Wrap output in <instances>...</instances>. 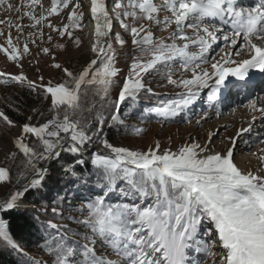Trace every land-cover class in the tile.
Listing matches in <instances>:
<instances>
[{
  "label": "snow or ice",
  "instance_id": "6c2138e0",
  "mask_svg": "<svg viewBox=\"0 0 264 264\" xmlns=\"http://www.w3.org/2000/svg\"><path fill=\"white\" fill-rule=\"evenodd\" d=\"M70 3L71 0H50V6L45 7L41 0H28L31 10H26L23 0L19 7L9 4L6 10L21 13V19L31 21L27 27L37 31L29 33L23 42L21 25H16L15 39L11 31L7 35L0 31L4 40L0 54L22 68L21 60L31 55L29 42L42 40L44 27L61 38L67 37L80 48L82 38L75 35V30H83L85 12L78 11L82 8L80 3L72 7L66 23L61 20L62 27L54 26L49 20L68 9ZM3 5L5 0H0V6ZM162 11L169 14L163 20L159 19ZM88 13L94 22L88 48L92 58L79 73L56 62L54 56L50 66L63 73L55 83L52 80L43 83V76L39 77L41 83H37L23 72H0V83L10 80L50 99L49 107L54 113L46 122L24 123L20 126L21 135L14 139V148L24 157L20 166L25 170L18 174L17 183L21 178L27 182L0 199V247L23 253L2 214L19 208L30 190L43 188L49 168L39 167L41 162L50 164L59 160L62 153H68L74 160L64 167L65 176L85 186L88 195L74 197L81 200L80 207L75 209L79 217H67L69 224L39 222L47 234L37 247L49 260L33 258L28 264H207L209 258L212 264H264V148L259 149V155L253 153L260 162L255 172H244L235 162L238 143L250 148L252 141L245 134L257 120L264 123V106L258 105L264 96L249 101L245 106L250 114L248 127L241 126L234 136L221 140L223 147L219 151L213 143L215 134L211 132L206 134L204 142L190 136L189 141L175 150L161 149L159 141L146 151L115 146L100 135L105 122L102 112L95 114L99 127L92 135L85 131L89 125L82 119L83 112H93L96 105L85 108L81 103L91 90L103 102L101 108L114 105L109 126L123 125L121 107L129 100L137 102L142 93L151 94L149 84L154 81L148 77L160 76L181 91L175 98H161L145 108L138 114L142 123L153 118L168 123L182 114L187 118V111L204 89H210L207 100L214 104L221 88L233 86L231 82L225 84L229 77L245 81L250 70L264 73V0L251 7L239 0H163L161 5L154 0H113L111 11L107 0H89ZM7 23L11 29L12 21ZM117 24L122 31L116 30ZM160 25L164 30L175 26L167 37L171 43L154 38L151 29ZM189 29L191 34H187ZM125 34L130 37L134 55L113 102L109 96L119 72L115 66V46L121 50L127 47ZM221 40L224 47L219 49L220 58L210 59L213 46ZM240 40L242 43L238 44ZM48 41H52L51 35ZM192 46L195 51L191 50ZM56 47L67 51L66 44ZM42 52L51 55L48 47ZM177 68L182 75L174 79ZM188 73L190 78H186ZM216 111L219 116V109ZM39 115L43 116V112ZM208 118L201 114L196 124ZM28 119L31 121L32 117ZM0 121L10 128L17 126L3 111ZM125 131L138 136L143 129L125 125ZM26 137L35 138L31 146ZM258 143L264 144V138ZM93 144L107 151L91 152L86 161L83 155ZM16 156L17 152H11L6 159L15 161ZM89 164L95 170L92 174L84 176L77 170V166L87 168ZM27 172H31L30 179ZM93 175L98 177L95 187L99 192L89 186ZM4 183H12L9 167H0V184ZM118 188L121 202H108ZM125 199L131 202H122ZM63 212L59 206L52 208L54 217L63 219ZM72 223L85 231L71 228ZM70 236H80L85 243L70 240ZM97 242L104 252H96ZM193 252L199 260L190 259Z\"/></svg>",
  "mask_w": 264,
  "mask_h": 264
},
{
  "label": "rangeland",
  "instance_id": "374dc122",
  "mask_svg": "<svg viewBox=\"0 0 264 264\" xmlns=\"http://www.w3.org/2000/svg\"><path fill=\"white\" fill-rule=\"evenodd\" d=\"M22 0H5V5L0 6V21H4V23H0V31H2L5 35L11 31V35L15 39L18 35L16 31V25H21L24 27V33L20 37L21 42L28 37V34L31 32H36L37 29H33L27 27L31 23L27 18L21 19V13H17L15 11L6 10L8 5H15L19 7L21 5ZM26 10H31L28 8V0H23ZM157 5H161L163 0H154ZM239 2L245 6H254L258 0H239ZM41 3L45 7L50 6V0H41ZM80 3L82 5L81 9L78 11H84L85 17L83 20V30L76 32V36L82 38V46L80 48H76L74 46V50L68 48L70 45H74L68 38H61L56 32H53L50 28H43V38L36 39L35 44L29 42V49L31 55L23 58L21 63L23 65L22 68L16 67L14 64L6 61L5 57L0 54V72H5L9 74H20L23 72L26 74L27 78L32 81H36L37 83H41L39 80L40 76H43V82H48L49 80L53 81L54 76L57 71H53L50 69V65L52 63V57L56 58V62L63 64L68 67L70 71L74 73H79L82 70V67L90 61L92 58V54L88 51L90 46V38L91 33L94 31V22L90 18V14L88 13L89 9V0H71L70 6L68 9L64 10L59 16L50 17L49 20L54 26L62 27L61 20L63 23L67 22V15L72 10V7L76 4ZM107 5L109 10L111 11L113 6V0H107ZM40 7L36 6V12L39 14ZM89 15V16H88ZM165 15H169L168 13L162 11L159 13V19L163 20ZM12 21V28L9 29L8 21ZM129 22V21H126ZM147 24L148 22H144ZM91 24L92 31L88 32V25ZM39 27V26H38ZM174 25L164 30L163 25L153 26L152 31L154 33V38L164 39L165 42L171 43L170 40H167L169 33L174 29ZM117 31H122L119 29V25H116ZM187 34H191V30H187ZM51 35L52 41H48V36ZM4 40L0 37V44H3ZM66 44L67 51L64 52L56 47L58 44ZM130 47L131 41L128 42ZM178 44H182L183 42L177 41ZM242 43V40L238 41V44ZM44 47H48L50 49V56H45L42 52ZM224 47V42L218 41L217 44L213 46V50L209 53V57H215L217 60L220 58L219 49ZM117 50V59L115 66L119 69L118 75L114 78L116 84H120L122 86L124 78L129 73V67L132 63V57L125 59V54H120L119 51L120 46H115ZM191 50L195 51V47L192 46ZM38 58L41 60L37 63ZM243 58H248L247 56ZM147 59V58H145ZM210 68V65H208ZM182 75L179 71L177 75L173 78H177ZM191 73L186 74V78H190ZM150 79V77H148ZM152 84H149V87L153 85H158L156 79L151 78ZM166 82V81H165ZM229 82L232 83L233 86L223 87L220 90L218 100L216 101L217 105H212L209 107H204V100L208 95L210 89H204L200 93V98L195 102L193 107L194 112L190 115L188 122L185 124H175L169 127L159 126V125H150L147 126L142 134L138 135L135 138L125 139L123 147H127L134 150L146 151L149 147L154 146L156 141L160 142L161 149L171 148L172 150L177 149V147L186 141H189L190 136H194L198 138L201 142H204L206 138V134L211 132L215 135L213 136V143L216 146L217 151H219L223 145L221 144V140L226 137H231L235 135L236 130L243 126L248 127L247 121L250 120V114L247 107H245L250 100L256 99L259 96H264V73H260L256 70H250L249 77L245 79V81H236L235 78L229 77L225 84L228 85ZM167 84V82H166ZM168 85V84H167ZM235 85H242V87H238ZM171 86V85H169ZM2 93V89L0 88V94ZM258 105L264 106V100L258 101ZM50 104H45L44 99L41 100L32 110L38 113L43 112L44 115H48L47 119H50L54 113L50 110ZM219 109V116L217 115L216 109ZM201 114L209 117L206 121H202L201 124L197 125V119H200ZM259 114H257L258 116ZM46 119V120H47ZM44 120V122H46ZM16 127H9V130L4 128L0 123V153L3 154V161L6 160V156L11 152H18L14 148V139L21 135V125L16 124ZM247 139L252 141V146L249 148L244 143H238V147L236 150L235 162L240 167V169L244 172L249 170L255 172L259 165V161L257 159V155H259V149L264 148V144H259L258 140L264 138V123H261L259 120L254 122V127L252 130L245 134ZM26 140L30 143L33 142L31 137H26ZM99 145V144H96ZM101 146V145H99ZM256 153L257 155H253ZM90 159V158H89ZM88 160V159H86ZM45 162H41L38 166L42 167ZM25 171V170H24ZM23 171V172H24ZM28 178L31 177V172L26 173ZM21 178L19 182L22 180ZM27 181L24 180L22 184L15 183L11 191H14L16 188H19ZM10 191V192H11ZM10 192L3 196L0 199L5 198L10 194ZM97 253H102L105 249L101 246L95 248ZM110 258L116 259L115 256H111ZM191 260L196 261L199 260V256L193 252L190 257ZM207 264H212L211 259L209 258Z\"/></svg>",
  "mask_w": 264,
  "mask_h": 264
},
{
  "label": "trees",
  "instance_id": "16d2710c",
  "mask_svg": "<svg viewBox=\"0 0 264 264\" xmlns=\"http://www.w3.org/2000/svg\"><path fill=\"white\" fill-rule=\"evenodd\" d=\"M131 23V21H129ZM81 30H75L79 32ZM125 38L130 42V37L125 34ZM69 41V40H68ZM68 48L74 50V45L68 46ZM120 54H125L124 58H130L134 55L132 47H130L129 43L127 47L123 50L119 51ZM38 61L41 60L38 58ZM53 71H57L56 75L53 78V83L61 80L63 76L62 72H59L56 69H53L49 66ZM180 70L177 68L176 72ZM151 78L156 79L158 85H153L151 94H141L140 99L133 103L132 101H127L120 109V119L123 120V125H115L110 127V119L111 115L115 111L114 105L101 108L100 105L103 103L100 101L98 96H93L92 91H88L87 96L82 97L81 103L85 108L90 106L91 104H95L96 108L93 112L84 111L82 119L87 122L89 127L85 128V131L92 135V131L99 127L98 122L94 119L97 111L102 112L104 116V124L102 126V132L100 135L105 136L109 143L115 146H122L125 139L135 138L137 135H131L130 133L125 131V125L131 128L132 126L140 127L143 130L150 125H159L169 127L175 124H185L188 122L190 115L194 112L193 107H191L187 113V118H184L183 114L181 117H177L174 121L163 123L157 122L155 118L151 119L150 122L142 123L140 119H138V114L142 113L145 108H150L154 103L158 101V99H168L175 98V94L180 89L175 88L174 86H169L166 84V80L162 79L160 76H152ZM47 83V82H43ZM152 84V83H150ZM120 84H114L109 100L115 101L117 98L118 90ZM0 88L2 89V93L0 94V111L5 112L8 117L15 122V124L23 125L24 123H32L38 124L43 123L44 120L48 118V115H44V117L38 116V113L33 111L32 109L44 99L45 104H50V99H45L43 96H39L36 93L29 91L27 87H21L20 85L11 82L10 80H6L5 83H0ZM204 107H209L212 105L207 100V96L203 101ZM29 117H32V120L29 121ZM2 126L9 130V127L5 125L2 121H0ZM31 139L34 141L35 138ZM27 143L31 146L32 143ZM100 154H105L106 150L101 148H96V151ZM94 152V151H91ZM86 154L87 158H90V153ZM84 159V158H83ZM24 160L22 154L17 152V156L15 161L5 160L3 161V154L0 153V167H9L11 169L12 175V183H4L0 184V198L7 195L15 185L17 181L18 174L24 171V168L21 165V161ZM74 157L67 153H62L59 160L55 161L50 167L49 172L44 181L43 188L39 190H30L24 198H22L20 202V207L13 209L9 212H5L2 214L3 218L9 222V231L11 235L15 238V240L21 245L23 248V253H17L10 249L0 247V264H28L33 258L37 261L40 260H49V257L41 250L38 249L37 245L42 243V238L47 234L45 229H41L39 227V222L51 221L57 225L69 224L67 217L69 216H77L79 217V213L75 210L78 209L81 205V200L74 199L77 195L79 196H87L88 192L86 187L82 184L73 183L70 177H66L64 173V167L70 163H72ZM86 160V159H84ZM88 161V160H86ZM77 170L84 176H88L92 174L95 170L89 164L87 168L83 166H77ZM98 179L95 175L92 176V184L89 185L93 188V191L99 192L100 189L95 187V181ZM24 179H22L19 184H22ZM120 185L123 182H119ZM119 188L117 189V193L111 195L108 202H121V198L118 195ZM63 200V203L60 204V200ZM122 202H131L127 199ZM75 205V208L72 206ZM55 206H59L64 209L63 219L60 217H54L52 213V208ZM70 227L78 230L83 233L85 230L79 228L76 224H70ZM70 240L77 241L79 244H84L85 241L81 239L80 236L69 237ZM100 246L99 242H97L95 248Z\"/></svg>",
  "mask_w": 264,
  "mask_h": 264
},
{
  "label": "water",
  "instance_id": "95a60500",
  "mask_svg": "<svg viewBox=\"0 0 264 264\" xmlns=\"http://www.w3.org/2000/svg\"><path fill=\"white\" fill-rule=\"evenodd\" d=\"M96 148H101V149H103L102 146H99V145L93 144V145L90 146L89 151H90V150H94V149H96ZM104 150H105V149H104ZM89 151H88V152H89ZM106 151H107V150H106ZM88 152H85V153H84V155H83V158H84V159H88V160H89V158L86 157V154H87ZM67 154H68V153H67ZM55 161H57V160L52 161L50 164H47V163L45 162V163L42 165V167L47 166V167L49 168V167H50ZM30 178H31V177H30ZM30 178H29V179H30ZM20 187H21V186H20Z\"/></svg>",
  "mask_w": 264,
  "mask_h": 264
},
{
  "label": "bare ground",
  "instance_id": "6f19581e",
  "mask_svg": "<svg viewBox=\"0 0 264 264\" xmlns=\"http://www.w3.org/2000/svg\"><path fill=\"white\" fill-rule=\"evenodd\" d=\"M88 16H89V15H88ZM87 29H88V32H89V31H92V30H91V29H92L91 24L88 25ZM91 151L96 152V149H94V150H90L89 152H91ZM97 151H98V150H97ZM104 153H106V152H104Z\"/></svg>",
  "mask_w": 264,
  "mask_h": 264
}]
</instances>
